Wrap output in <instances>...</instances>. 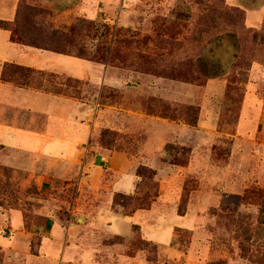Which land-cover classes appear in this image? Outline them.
<instances>
[{
    "label": "crops",
    "instance_id": "obj_1",
    "mask_svg": "<svg viewBox=\"0 0 264 264\" xmlns=\"http://www.w3.org/2000/svg\"><path fill=\"white\" fill-rule=\"evenodd\" d=\"M10 1L7 16L0 17L9 18L12 9L16 15L19 0ZM86 6V0H74L73 6L64 7L63 12L57 14L58 18L71 17L85 9L94 12L93 5ZM0 43V87L8 88L14 94L10 100L0 101V152L5 157L0 156V184L6 181L23 188L35 187L42 195L30 209L12 207L0 211V250L8 259L20 261L23 255L49 260L60 251L61 264H149L146 250L140 249L134 256L127 252L138 226L142 237L156 244L159 254L167 256L169 263H174L175 251L180 252L183 260L174 264L204 261L210 250L202 256L192 254L190 244L187 253H183L177 237V230L181 228H169L173 237L165 244L160 225L174 205H177L178 213L185 178L203 173L206 161L199 150L204 148L197 140L206 139L214 132L212 128L217 125L215 108L203 110L198 124L190 125L183 119H171L148 111L144 105L165 97L185 102L183 88L178 84H174V96L162 94L161 87H172L165 83V78L141 73L132 75L89 58L26 46L13 40L11 31L1 28ZM5 62L62 76L76 83L80 94L16 87L1 78ZM184 88L187 98L192 100L196 90ZM208 116L209 123L206 121ZM103 128L119 133L114 149L101 146ZM156 135L162 137L153 148L150 142L156 140ZM191 136L196 138L195 142L190 140ZM172 138L174 144L192 148L187 166H174L171 161L165 166L162 156L166 154L164 149L168 139ZM125 139H132V143L138 145L131 147ZM140 164L158 171L159 196L150 208L126 216L113 208L114 194L136 192L137 182L141 179L136 169ZM6 169L12 173L9 177L3 173ZM209 173L210 170L206 174ZM65 198L74 199V204L69 205L62 200ZM24 210L34 215L29 228H26ZM153 210L155 213L147 223L136 220L141 212L149 217L147 214ZM183 229L193 233L192 242L197 239L198 248H207L205 229H198L202 231L198 238H194L195 230ZM35 237H40L37 255L30 252ZM115 237L123 240L107 242ZM166 245L171 246V251L162 250Z\"/></svg>",
    "mask_w": 264,
    "mask_h": 264
},
{
    "label": "rangeland",
    "instance_id": "obj_2",
    "mask_svg": "<svg viewBox=\"0 0 264 264\" xmlns=\"http://www.w3.org/2000/svg\"><path fill=\"white\" fill-rule=\"evenodd\" d=\"M48 1L28 0L53 10L51 24L69 33L63 48L67 53L112 67H115L117 57L119 62L125 61L117 68L132 75L146 74L142 72L146 70L144 55L173 63L174 59L179 58L180 63L190 65L193 83L185 84L162 77L165 83L172 85L171 89L161 87L162 94L174 96V84H178L183 88L182 98L185 102L171 101L165 97L144 104L148 111L176 120L192 119L196 113L193 107H199V119L202 111L210 108H215L217 114V125L212 128L214 132L206 139L197 140L198 145L203 143L200 147L204 150L199 151L206 161L202 168L204 174H191L185 178L184 182L190 179L188 185L192 189L186 215L177 213V205L168 211L164 223L160 225L166 238L163 242H171L173 235L169 228L177 226L181 228L177 230V237L183 253H187L190 244L192 254L202 256L210 250L204 261L188 264H264V0H221L226 12L221 10L219 28L200 37L197 36L199 18L210 10V3L216 0H86V7L93 5V13L89 12L92 9H85L80 14L61 18L57 14L63 12L64 7L73 6L74 0ZM10 2L0 0V16H7ZM235 10L240 12L239 18L235 17ZM13 11L9 18L0 19L13 20ZM75 23L78 24L77 29L70 31ZM240 25L241 30L238 28ZM125 29L138 31L141 36L129 35ZM144 35L155 39L146 42ZM157 66L152 63L148 67L155 69ZM184 87L196 90L192 100L187 98ZM42 88L80 94L76 83L50 73L44 77ZM11 95L14 94L8 88L0 87V101L10 100ZM206 121L210 122L209 116ZM159 136L156 135V140L150 142L151 147H155V142L159 143L158 139L162 137ZM189 138L195 142V137ZM132 139L125 141L130 142L131 147L138 145L132 143ZM168 140V143L174 144L171 141L173 138ZM168 143L164 149L166 154L162 156L165 166L174 157V150ZM131 150L136 151L134 148ZM0 156L5 158L3 152H0ZM209 170L211 173L207 175ZM3 173L7 177L12 174L7 169ZM13 183L4 181L0 184V211L12 207L30 209L42 196L35 187L23 188ZM158 188L160 192L161 180L157 175L155 182L142 187L140 193L153 195ZM62 200L69 205L74 204V199ZM25 210V222L30 224L34 215ZM154 213L153 210L146 217L141 212L136 220L147 223ZM197 226L205 229L207 248H198L197 239L192 242L193 233L183 229L195 230L194 238H198L202 231ZM37 238L40 239L35 237L30 249L35 255L39 254L40 248ZM162 248L171 251V246ZM141 250H146L149 264H174L183 260L177 251L173 253L174 263H169L167 256L159 254V247L156 254L150 248ZM59 252L49 260L21 255V260L16 261L9 260L0 250V264H61Z\"/></svg>",
    "mask_w": 264,
    "mask_h": 264
},
{
    "label": "trees",
    "instance_id": "obj_3",
    "mask_svg": "<svg viewBox=\"0 0 264 264\" xmlns=\"http://www.w3.org/2000/svg\"><path fill=\"white\" fill-rule=\"evenodd\" d=\"M47 1L48 0H45L43 2ZM210 6V10L203 14L201 18H199V29L197 31V36L199 37L204 33L206 34L207 32L218 29L220 26L219 16L222 14V11H225L224 2L221 0H216V2L210 3ZM52 17L53 10H51L50 8L32 4L31 2H28V0H19L14 19H0V28L11 31L12 39L26 46H31L43 50H50L57 53H67L63 48L64 41L69 36V33L55 28L51 24ZM235 17H240V12L237 10H235ZM77 27V23L73 24L70 28V31H75ZM241 27L242 25L238 27L239 30H241ZM124 31L132 36H141L140 32L133 31L132 29H125ZM143 38L146 42L155 39V37L149 35H144ZM255 38H257L256 35ZM77 56L83 57L80 55ZM144 57V65L146 66V70L144 69L142 70V72L157 77H165L177 81H183L186 83H193L191 79L193 74H190V71L192 72L190 65L180 63L181 60L179 58L174 59L173 63L172 61L164 62L160 59L151 58L146 55H144ZM119 61L120 59L116 57V60H114V62L116 63L115 67H120V65L125 64V61ZM152 63H156L159 66H157V68L155 69H149L148 66ZM46 74L47 73L45 71L33 67H28L12 62H5L3 64L1 78L3 81L10 82L16 87L41 89ZM193 110H195L196 113L194 114L192 119H188V121L186 122L190 125H197L199 122L200 109L199 107H193ZM118 136L119 133L116 130L103 128L100 138L101 146L107 149H114ZM169 146H171L174 150V157L171 163L174 166H187L191 159L192 148L185 145L172 143H170ZM0 148H2V145H0ZM136 174L138 177L142 178V180L137 184L136 192L134 194H124L117 192L114 194L113 198V208L116 211L122 212L126 216L133 215L139 209L150 208L153 202L158 197L159 188L157 193H154L153 195H149L148 193H140V189L142 187L148 186L149 184L155 182L158 171L149 165L140 164L138 166ZM189 180L190 179L188 178L184 182L183 193L180 204L178 206V214L181 216L186 215L189 195L192 191V189L188 185ZM29 226L30 224L26 222V228H29ZM135 230V236L130 242L131 247L127 251L128 255L134 256L137 251L136 249L139 250L140 248H150L156 254L158 251L157 245L152 243L151 241L144 239L138 226L135 227ZM36 240L40 242L39 238H37ZM122 240V237H116V239L109 240L108 243L120 242ZM149 260H151L150 257ZM153 261H156V256L155 260Z\"/></svg>",
    "mask_w": 264,
    "mask_h": 264
}]
</instances>
